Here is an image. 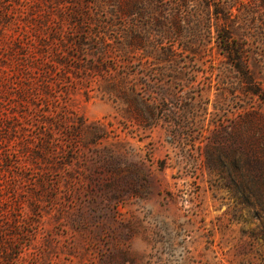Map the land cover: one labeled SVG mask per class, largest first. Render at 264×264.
<instances>
[{
    "label": "rangeland",
    "instance_id": "1",
    "mask_svg": "<svg viewBox=\"0 0 264 264\" xmlns=\"http://www.w3.org/2000/svg\"><path fill=\"white\" fill-rule=\"evenodd\" d=\"M103 1L0 0V264H264V0Z\"/></svg>",
    "mask_w": 264,
    "mask_h": 264
},
{
    "label": "trees",
    "instance_id": "2",
    "mask_svg": "<svg viewBox=\"0 0 264 264\" xmlns=\"http://www.w3.org/2000/svg\"><path fill=\"white\" fill-rule=\"evenodd\" d=\"M105 2L107 0H104ZM103 1V2H104ZM106 23V22H105ZM106 25H109L106 23ZM110 27V25H109ZM221 44L222 47H225L228 49L230 55H234L231 58L232 63L234 64V67L239 70L241 73L244 74L246 79L249 80V87L247 88V92L250 93L251 95H258L260 93L259 88H257V85L252 82L249 78L248 72H246L245 68H243V60L241 59V56L239 57V51L238 48L233 49V45L235 44V40L232 36H222L221 38ZM231 48V49H230ZM231 50V52H230ZM233 51V54H232ZM31 58V57H30ZM29 63L26 64V66H23V69L27 72V85L26 87L19 88L20 90V97L21 100L23 101L22 98L26 97L28 94V91H34L35 86H34V78L31 75V63L30 60L28 61ZM264 99V98H262ZM261 104L259 106H251V109L247 110V118L246 122L251 124V126L255 124H263L264 125V100L260 101ZM261 125V126H263ZM236 131H230L229 137L232 139V144L236 145V141L239 139V135H235ZM246 164L248 166V170L250 171V174L252 175V178L255 177L257 182H260V188H261V202H259L262 211L264 212V149L261 148H254V147H249L248 148V155L245 157ZM264 225V221H263ZM263 233H264V227H263ZM264 239V234L261 236Z\"/></svg>",
    "mask_w": 264,
    "mask_h": 264
}]
</instances>
